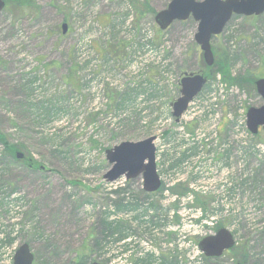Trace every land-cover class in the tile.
I'll list each match as a JSON object with an SVG mask.
<instances>
[{
    "label": "rangeland",
    "instance_id": "obj_1",
    "mask_svg": "<svg viewBox=\"0 0 264 264\" xmlns=\"http://www.w3.org/2000/svg\"><path fill=\"white\" fill-rule=\"evenodd\" d=\"M4 1L0 134L17 148L0 141V264L24 242L32 264H264V133L236 126L262 104L255 85L214 73L181 121L171 115L184 73L227 60L231 76L264 77V13L230 18L210 68L193 18L156 24L170 0ZM150 136L161 190L144 191L142 175L106 181L105 150ZM220 226L240 253L208 258L198 240Z\"/></svg>",
    "mask_w": 264,
    "mask_h": 264
},
{
    "label": "water",
    "instance_id": "obj_2",
    "mask_svg": "<svg viewBox=\"0 0 264 264\" xmlns=\"http://www.w3.org/2000/svg\"><path fill=\"white\" fill-rule=\"evenodd\" d=\"M5 1L0 0V11ZM264 13V0H170L166 8L157 11L155 22L161 30L167 29L175 21L193 18L197 23L194 40L199 45L202 64L212 66L214 54L211 39L221 33L232 15L259 16ZM62 32L66 23H62ZM209 76L200 73H184L179 82V97L172 102V116L178 122L186 110L188 103L201 90ZM256 93L261 97L262 104L251 106L246 111V126L252 134L259 129L264 133V77L254 82ZM154 136L140 141H123L105 150V157L110 169L103 175L106 181L112 182L121 176L133 179L142 175L143 189L155 192L160 187L156 172ZM17 157H22L17 153ZM234 245L232 234L219 227L214 235L206 236L198 242L199 249L207 257H218ZM34 256L28 243H22L14 254L13 264H32ZM74 264H79L78 262ZM90 264H105L93 261Z\"/></svg>",
    "mask_w": 264,
    "mask_h": 264
},
{
    "label": "trees",
    "instance_id": "obj_3",
    "mask_svg": "<svg viewBox=\"0 0 264 264\" xmlns=\"http://www.w3.org/2000/svg\"><path fill=\"white\" fill-rule=\"evenodd\" d=\"M8 1H9V3L12 2V0H8ZM14 2L16 4L20 3L24 7L29 5V1L28 0H14ZM105 52H107V50H101V51L99 50L98 53L101 55V54H105ZM224 63H225L224 66H221V67L219 66V67H217L216 70H214V68L211 67L212 69H211L210 72L207 73V76L213 77L218 72V74H220L222 79L224 81L229 82V84H234V85L238 86L239 88L242 87L243 89L250 88L253 92H255L254 91V81H255V79H257L259 77L258 74H256L254 71L247 70V71L243 72L242 74H238L236 76H231V72H230V68H229L230 66L228 67L227 60H225ZM0 141L2 142V144L4 145V148L9 153L14 152L16 150V148H17L16 145L9 144L6 141V139L3 137L2 134H0ZM25 162L28 165H32L33 166L32 162H30V161H25ZM180 186L181 185H178L177 188H179ZM176 189L174 191H176ZM195 200H196V203H197L198 198H195ZM201 205H200V207L203 208L204 205H202V206ZM232 250H233V253H235V254L240 253V250H235V249H232Z\"/></svg>",
    "mask_w": 264,
    "mask_h": 264
},
{
    "label": "built area",
    "instance_id": "obj_4",
    "mask_svg": "<svg viewBox=\"0 0 264 264\" xmlns=\"http://www.w3.org/2000/svg\"><path fill=\"white\" fill-rule=\"evenodd\" d=\"M192 102H193V101H192ZM192 102L189 104V107H188L187 111L184 113L183 118H184L185 115L189 112V110H190V108H191L190 106H191ZM227 117L232 119V115H231L230 113L227 114ZM240 117H241V118H239V119L237 120L236 126H237L238 128H242V129H243V132L246 133V136H245V138H246L249 134H248V132H247V130H246V126H245V118H244V114H243V109H241ZM210 122H212V123H211V126H210V129H211L212 131L210 130V132L213 133V136H214V137H216V135H217V131H218V124H219V122H220V119H219L218 114H216L215 117H214ZM244 129H245V130H244ZM213 136H212V137H213ZM245 138H244V139H245ZM206 140H207V139H206ZM257 151L259 152V157L264 158V144H259V145L257 146ZM156 154H157V151H156ZM156 160H157V157H156ZM212 161H213V155L209 158V164H210ZM214 168H215V167H214ZM207 174L210 175V176H212V177H216L217 171H216V169H215V170H209V169H208V173H207ZM159 177H160V176H159ZM160 179H161V178H160ZM162 182H164V181H162ZM190 198H191L190 200L192 201V198H193L192 193L190 194ZM210 219H211V221H213V217H211ZM137 260H139V259H137Z\"/></svg>",
    "mask_w": 264,
    "mask_h": 264
},
{
    "label": "flooded vegetation",
    "instance_id": "obj_5",
    "mask_svg": "<svg viewBox=\"0 0 264 264\" xmlns=\"http://www.w3.org/2000/svg\"><path fill=\"white\" fill-rule=\"evenodd\" d=\"M78 263L80 264V262H78ZM72 264H74V262Z\"/></svg>",
    "mask_w": 264,
    "mask_h": 264
}]
</instances>
